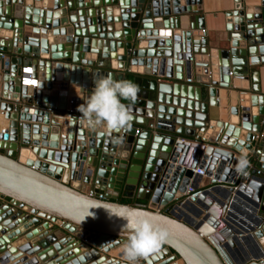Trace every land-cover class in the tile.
Returning <instances> with one entry per match:
<instances>
[{
    "label": "water",
    "instance_id": "95a60500",
    "mask_svg": "<svg viewBox=\"0 0 264 264\" xmlns=\"http://www.w3.org/2000/svg\"><path fill=\"white\" fill-rule=\"evenodd\" d=\"M195 1L0 0V88L14 85V93L0 101V148L6 149L0 152V199H9L0 205V264H117L97 249L125 243L129 230L124 218L132 216L150 219L167 233L161 250L141 264H232L212 235L213 228L222 227L217 209L210 208L206 222L193 228L162 208L181 189L183 176L192 175L191 170L176 172L190 151L193 168L203 156L212 170L218 159L229 163L234 151L247 155L260 146L264 169V140L254 138L261 132L264 95L251 96V106L236 100L228 119L219 104L222 88L236 98L232 74L243 73L256 57L264 63V0L252 11L236 0L227 14L228 48L217 80L209 77L204 89L181 82L191 77L192 61L212 54L207 39L192 32L204 28ZM188 14L193 19L187 23ZM25 65L34 67L37 88L18 86ZM127 67L146 75L135 79L140 88L136 103L122 101L131 108L130 128L92 131L75 117L77 126L52 119L60 114L47 107L77 110L96 80L111 75L119 81L117 70ZM209 72L213 75V68ZM69 90L73 93L67 97ZM50 94L55 98L42 99ZM55 99L72 103L62 106ZM150 120L153 130L137 133L135 124L148 126ZM230 171L225 170L223 180ZM217 190L245 197L264 222V176L238 188L215 185L207 193ZM121 194H136L148 206L117 201ZM88 212L92 215L82 221ZM251 238L255 260L240 264H264V224Z\"/></svg>",
    "mask_w": 264,
    "mask_h": 264
},
{
    "label": "built area",
    "instance_id": "2783aa9c",
    "mask_svg": "<svg viewBox=\"0 0 264 264\" xmlns=\"http://www.w3.org/2000/svg\"><path fill=\"white\" fill-rule=\"evenodd\" d=\"M191 80V77L187 78L188 82ZM38 85L39 78L35 74L34 67L32 65L21 67L18 86L37 88ZM58 86L61 87V83H59ZM71 103L72 101H69L70 105ZM47 110L52 111L53 108L47 107ZM67 115L68 117H75V119L80 122L78 117L81 114L76 109H68ZM150 126H153V124H150ZM138 131L139 129L137 133ZM254 138L258 140L264 138V132L256 134ZM182 140L184 139L182 138ZM242 156H246L249 162L246 175L237 171V165ZM189 163L188 160L185 159L184 163L180 165L181 168L178 171L176 170V172L179 173L182 169L186 171L191 170L192 175L189 177L183 176L184 182L181 185V189L177 190L172 200L168 201L162 209H166V213L187 223L191 227L199 228L206 222L209 209L214 207L221 214L218 222L222 227H220V231L218 228H213L212 235L216 236V241H220V246L226 252L232 264L246 263L249 259L255 260L252 256L256 251V247L251 236L254 235L255 231L262 230L264 224V222L258 220L260 215L257 208L245 197L236 193H232L234 197H232L229 202L225 203L223 202L225 198L217 196L214 197V203H211L208 200L209 197H213V195L207 192L211 191L212 187L215 185H220L226 189L238 188L240 185L248 183L255 176H261L263 169L260 166H255L249 154L242 155L237 151H234L229 163L224 162V164H221V160L218 159L212 170L208 167L210 164L209 158H203V156L200 157L194 168ZM227 168L231 171L227 179L223 180L222 178L225 176V170ZM216 174H218L219 177L214 180ZM218 194L223 195L220 190H218ZM93 195H96L99 199L104 198L102 194ZM233 200L241 202L244 207L242 208V205L240 206L238 202ZM215 203L216 205H214ZM137 205L147 207V204L143 203H137ZM219 205H223L221 206L223 209L215 207ZM229 239H231L232 243H228Z\"/></svg>",
    "mask_w": 264,
    "mask_h": 264
},
{
    "label": "crops",
    "instance_id": "0c3cea01",
    "mask_svg": "<svg viewBox=\"0 0 264 264\" xmlns=\"http://www.w3.org/2000/svg\"><path fill=\"white\" fill-rule=\"evenodd\" d=\"M261 1H263V0H240L241 4H243L244 6H247L250 11L254 10L255 6L260 5ZM195 2H196V4L194 6L200 9L199 16L203 17L204 28L195 29V30H192V32L194 33V36H196L198 38L199 37H205L207 39V47L211 50L212 54H210V55L202 54L200 57L201 59L199 61H197V62L192 61V63H193L192 73H191V79L192 80L190 82H188L187 79L184 78V80H181V82L201 86L204 89L208 85V83L206 81L209 79V77L210 78L212 77V79L214 78L217 80V73H218L217 68L219 66L220 60L222 59V57H224V54L226 53V49L228 48V42L226 40V36L228 33L227 25L229 23L227 24L226 20H229V17H227V14L231 10L234 9L236 0H196ZM191 16L192 17H190L188 14L186 16L187 20L184 19V22L187 21V23H188L189 18L191 21L193 19V14ZM184 25H186V23H184ZM187 50H188V48H186V50H184L182 52H179L177 59L181 60L183 57V54H185L187 52ZM219 50H220V52H222V54L221 53L218 54ZM189 51H191V50H189ZM4 55H5V57H7V56L10 57L12 54H8L7 52H4ZM256 58L258 59V57H256ZM257 59L255 60V62H252L249 60L247 62L246 68H245L246 70L243 73H238V74L234 73L231 75V77L233 79V85L236 87V90H237V92H233V93L237 94L236 98H230L229 97V91H231V90H226L223 88L219 90V92L222 94L219 98L220 99L219 104H220L221 112L225 118H227V119L229 118V116H230V114H229L230 105L233 102H236V100H238L240 105L251 106V104H252L251 96L256 97V95L257 96L264 95V63H262L261 60H257ZM195 62L197 64H195ZM176 67H178V66H176ZM211 68H213V75H212V72H209V74H208L209 76H207V73ZM224 69H228V68L225 67ZM117 71L122 76L121 80H130L134 83H135L136 78L139 79V78H145L146 77V75H142V74H138L136 72H132L130 70V67H127L126 69H123V70H117ZM61 72H62V70H61ZM174 73L181 75V73L178 72V69H176V68H175ZM197 77L200 79V81H198V82L196 81ZM150 79L158 80V78L152 77V76H150ZM163 80H165V79H161V81H163ZM175 81L169 80L167 82H175ZM59 83H61V87L66 85V83H64V85H63V82H57V84H59ZM69 86L70 85L68 84V87ZM10 87L12 90H9V87H8V89L0 88V101L5 100L3 98L4 94L6 96V94H13L14 93V90H13L14 85H11ZM70 87H71L70 89H72V86H70ZM60 90H64V89L61 88ZM38 91H40V90H38ZM69 91L67 92V97L71 96V94L73 93L71 90H69ZM44 92H45L44 94H46L47 90H45ZM48 93H50V92L48 91ZM56 93H58V90L56 91ZM30 95L31 94H29V96ZM50 96L55 98L56 95H54V96H52L51 94L49 96L43 95L42 99H45V98L49 99ZM255 100H253V101H255ZM55 103H58V105H62V106H64V105L69 106L70 105L68 100L66 102L60 103V102H58V99H55ZM251 108L256 110L257 106H252ZM51 114H60V115H54L53 116L52 119L55 122H62L64 120V121H68L71 124V126H73V125L77 126L76 122L74 123V121L72 120L73 116L68 117L66 110H62V109H58V108L53 109L51 111ZM153 123L154 122L152 120H150L148 126L141 125V124H135V125L137 126V128L140 131L144 130V129L153 130L154 125L150 126V124H153ZM260 123H261V132H264V117L262 119H260ZM5 126H8V125L5 123L4 127ZM79 126H84V125H82L81 122H79ZM1 127H3V126H1ZM182 137H186V136H182ZM186 138H189V137H186ZM190 139H192V138H190ZM260 140H264V138H261ZM243 143L248 144V142H246V141H244ZM243 146H244V144H243ZM260 148H261L260 146H256L254 148V150L252 152H249L248 154L251 157V159L253 160L255 166H257L259 163L258 166L261 167V161H260L261 156H259L257 154V151ZM0 152L5 153L6 149L0 148ZM34 155H36V152ZM193 157H195V156L190 151L189 154L186 155L185 159H187L188 163H189L193 159ZM262 157H264V156H262ZM62 175L66 176L67 170H65L64 174H62ZM261 176H264V169H263V173ZM217 194H218V190L214 191L213 197L210 196L208 201H210L211 203H214V197L220 196V198H225L224 200L223 199L222 200H223V202L226 203V202H229V200L232 199V197H234L232 194L231 195L225 194V196L222 194H218V195ZM138 199H140V198H138L136 196V194L133 195L132 197H129V198L127 196H125L124 194H121L118 197L117 201H120V202L133 201L136 203L147 204V206H148L147 200L144 199L143 202H139ZM8 200H9L8 198H6L4 200L0 199V205L7 203ZM233 201L238 202V204L240 206L242 205L241 206L242 208L244 207L241 202L236 201V200H233ZM214 205H216V203ZM227 205H228V203H227ZM221 206H223V205H219V206H215V207H218L219 209H223V207H221ZM33 216L34 215H31V217H33ZM43 221L44 220H42L41 222H43ZM34 226H36V225H34ZM25 227H26V224H25ZM15 228H17V230L21 229L22 232L24 231V228L22 225H18ZM58 228L59 227L57 226L56 229H58ZM8 235L10 236V233H8ZM78 242L79 241L75 242V245ZM124 244L125 243H123V244L119 243L118 245H115L114 242H109L108 245L104 249H97L96 246H93L90 244H87V245H90V248H95V249L99 250L100 255H106L108 258L114 257L116 260H119V262L117 261V264H125V262L129 264V262L127 260H125L124 255H123L122 249H123ZM83 248H85V247H83ZM71 252H72V250H70V251L68 250L67 252H65L63 254V257H65L66 255H69V253H71ZM18 253H21V252H18ZM167 260H169V259H167ZM143 261H144V259L141 258L138 260L137 264H141V262H143ZM162 263L163 262H159L158 264H162ZM18 264H21V263H18Z\"/></svg>",
    "mask_w": 264,
    "mask_h": 264
},
{
    "label": "clouds",
    "instance_id": "9594fccd",
    "mask_svg": "<svg viewBox=\"0 0 264 264\" xmlns=\"http://www.w3.org/2000/svg\"><path fill=\"white\" fill-rule=\"evenodd\" d=\"M139 91V85L136 83L130 80L117 81L111 75L96 80L95 87L87 100L77 107V111L81 114L78 117L81 124L92 131L108 132L130 128L133 121L131 108L122 101L135 104ZM248 167L246 156H242L237 171L246 175ZM89 215L92 214L88 212L82 221ZM124 219L127 221L125 226L129 230V235L122 251L129 264H137L139 259H146L161 250L166 242L167 233L156 227L152 220L137 216Z\"/></svg>",
    "mask_w": 264,
    "mask_h": 264
},
{
    "label": "trees",
    "instance_id": "16d2710c",
    "mask_svg": "<svg viewBox=\"0 0 264 264\" xmlns=\"http://www.w3.org/2000/svg\"><path fill=\"white\" fill-rule=\"evenodd\" d=\"M258 165H259V163H258ZM258 165H257V166H258ZM138 201H139V202H143L144 199H138ZM122 203H129V204H131V203H136V202H133V201L127 202V201H126V202H122Z\"/></svg>",
    "mask_w": 264,
    "mask_h": 264
},
{
    "label": "bare ground",
    "instance_id": "6f19581e",
    "mask_svg": "<svg viewBox=\"0 0 264 264\" xmlns=\"http://www.w3.org/2000/svg\"><path fill=\"white\" fill-rule=\"evenodd\" d=\"M8 233H10V232H8Z\"/></svg>",
    "mask_w": 264,
    "mask_h": 264
},
{
    "label": "flooded vegetation",
    "instance_id": "af4514ba",
    "mask_svg": "<svg viewBox=\"0 0 264 264\" xmlns=\"http://www.w3.org/2000/svg\"><path fill=\"white\" fill-rule=\"evenodd\" d=\"M129 198V197H128Z\"/></svg>",
    "mask_w": 264,
    "mask_h": 264
}]
</instances>
